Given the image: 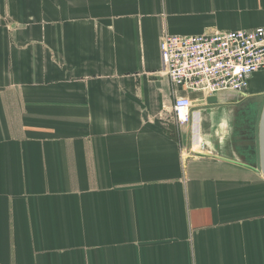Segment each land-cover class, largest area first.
Segmentation results:
<instances>
[{"label": "crops", "instance_id": "0c3cea01", "mask_svg": "<svg viewBox=\"0 0 264 264\" xmlns=\"http://www.w3.org/2000/svg\"><path fill=\"white\" fill-rule=\"evenodd\" d=\"M257 27L264 0H0V264H264L234 105L174 88L160 46Z\"/></svg>", "mask_w": 264, "mask_h": 264}, {"label": "built area", "instance_id": "2783aa9c", "mask_svg": "<svg viewBox=\"0 0 264 264\" xmlns=\"http://www.w3.org/2000/svg\"><path fill=\"white\" fill-rule=\"evenodd\" d=\"M160 46L163 71L172 86L207 97L222 90L245 92L252 75L264 70V27L193 35L166 32ZM172 109L180 125L191 121L189 96L175 95Z\"/></svg>", "mask_w": 264, "mask_h": 264}, {"label": "water", "instance_id": "95a60500", "mask_svg": "<svg viewBox=\"0 0 264 264\" xmlns=\"http://www.w3.org/2000/svg\"><path fill=\"white\" fill-rule=\"evenodd\" d=\"M159 78V76H154ZM207 103L231 104L234 107L253 108L256 110V117L253 121L251 134L244 138L246 146L250 148L254 162L251 165L264 175V93L248 95L245 92L235 90H222L206 99ZM246 163V162H244Z\"/></svg>", "mask_w": 264, "mask_h": 264}, {"label": "flooded vegetation", "instance_id": "af4514ba", "mask_svg": "<svg viewBox=\"0 0 264 264\" xmlns=\"http://www.w3.org/2000/svg\"><path fill=\"white\" fill-rule=\"evenodd\" d=\"M256 117V110L251 106L250 108L243 107H234L233 110V118H234V141H233V149L241 152L240 155L244 157L242 153H245L246 157L251 156L253 159V154H248L250 148L246 146L244 138L248 137L251 134V129L253 127V121ZM249 159V160H251Z\"/></svg>", "mask_w": 264, "mask_h": 264}, {"label": "rangeland", "instance_id": "374dc122", "mask_svg": "<svg viewBox=\"0 0 264 264\" xmlns=\"http://www.w3.org/2000/svg\"><path fill=\"white\" fill-rule=\"evenodd\" d=\"M255 82V85L251 83L250 89H252V87H262L264 85V72L260 73L259 76H257Z\"/></svg>", "mask_w": 264, "mask_h": 264}, {"label": "bare ground", "instance_id": "6f19581e", "mask_svg": "<svg viewBox=\"0 0 264 264\" xmlns=\"http://www.w3.org/2000/svg\"><path fill=\"white\" fill-rule=\"evenodd\" d=\"M180 115L182 116L183 115V112Z\"/></svg>", "mask_w": 264, "mask_h": 264}]
</instances>
